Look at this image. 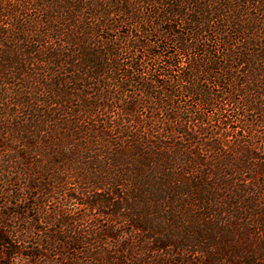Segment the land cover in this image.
<instances>
[{"label":"trees","instance_id":"1","mask_svg":"<svg viewBox=\"0 0 264 264\" xmlns=\"http://www.w3.org/2000/svg\"><path fill=\"white\" fill-rule=\"evenodd\" d=\"M17 183L38 203L8 193L2 264H156L174 245L158 217L189 213L260 240L232 264H264V0H0V184Z\"/></svg>","mask_w":264,"mask_h":264},{"label":"rangeland","instance_id":"2","mask_svg":"<svg viewBox=\"0 0 264 264\" xmlns=\"http://www.w3.org/2000/svg\"><path fill=\"white\" fill-rule=\"evenodd\" d=\"M31 12L34 13L35 10L31 9ZM4 176L9 177V173H7L6 171ZM17 177L21 178L19 174H17ZM24 182L25 180L22 179L20 184L23 186ZM69 182L70 184L68 187L75 186L74 180H70ZM18 187H19L18 183L9 184V186L0 184V211L5 212V215L7 217L10 216L11 214L10 212H13V210L18 209V207L15 204H11L10 206L5 208L4 203H7L6 197L8 193L10 194L14 193L16 195L14 197H10L11 198L10 203L12 202L15 203L16 201L19 200L21 206L35 205V202L36 204L38 203V200L36 199L37 195L35 190L19 191ZM47 204H48L47 207L51 208L56 206L57 202L54 199H50L49 202H47ZM183 209L184 212L187 210H191L193 212V209H191V207L188 205L184 206ZM35 214H36L35 210H31L29 212L30 217L35 216ZM93 214L100 220L101 216H97V214L95 213ZM205 219L206 218H204L202 215H197V214L195 215L194 213L192 214L189 213L186 214L184 217H174L170 221L169 226H167V224L169 223L167 222V218L165 217V215H160L158 217V220L163 225L161 226L157 224V228L155 230V233H153L154 234L153 236L158 237V235L165 234L163 233V230L165 228V232L169 233L170 236L172 237V243L174 245L173 247L168 249V252L166 250L162 252L164 256L157 253V256H155V259L157 261L156 264H210L209 257L212 254V252L216 253L218 264H232V260L239 259L240 255L242 256V255L250 254L260 244V240L256 239L255 237L244 238L242 235H240L237 232L228 231L227 233L225 232L227 230L224 229L220 224L210 225L207 223V221H205ZM119 221L120 220H118V222ZM164 221L167 223H165ZM101 222L104 223V220H102ZM23 223H20V226H27V225H22ZM41 226L45 229L49 228L51 230H54L56 228V225L48 224V223H43L41 224ZM118 227H120V229L125 230L126 228H128L127 222L124 220L120 221ZM148 236H151V234L143 232L142 238L144 239V245L146 247L152 246L153 248H156V246L159 244L158 240L156 239L151 240L152 243H150L148 242L149 240ZM92 238L93 237H91V239ZM84 246H85L84 248L79 250H75L68 247L64 250V252L67 254V256H72V257H84L86 255L89 256V253L92 250L96 249L97 243L91 242V245H89L86 242ZM142 247L144 248V246ZM83 249H90V251L89 253H84ZM118 249L119 248H117V250ZM23 251L26 256L20 255L14 259L12 258L9 264H40V261L38 259L27 256V254L31 253V250H29V248L27 249L23 248ZM61 252H63V248H59L58 250L55 251H49L48 256L52 261L56 263L57 261L56 257H58V255ZM0 253H1V246H0ZM88 258L89 257H86L85 259L86 261H84L83 264H98L97 261L91 258H89L91 259V261H88L87 260ZM62 260L65 261V259ZM1 262H5V260L1 259L0 264H2Z\"/></svg>","mask_w":264,"mask_h":264}]
</instances>
